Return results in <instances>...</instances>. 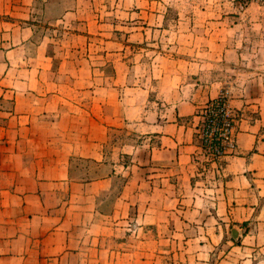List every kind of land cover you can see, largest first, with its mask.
<instances>
[{"label":"crops","instance_id":"crops-1","mask_svg":"<svg viewBox=\"0 0 264 264\" xmlns=\"http://www.w3.org/2000/svg\"><path fill=\"white\" fill-rule=\"evenodd\" d=\"M167 10L0 0V264H264V128L242 118L237 149L200 167L214 92L195 86L193 40L127 58Z\"/></svg>","mask_w":264,"mask_h":264},{"label":"rangeland","instance_id":"rangeland-1","mask_svg":"<svg viewBox=\"0 0 264 264\" xmlns=\"http://www.w3.org/2000/svg\"><path fill=\"white\" fill-rule=\"evenodd\" d=\"M162 3L168 6L164 26L170 30L164 31L163 27H159L160 31L148 30L152 37L148 40L151 43L148 45L149 50L132 46L128 49L127 58L132 59L131 63L138 61L139 64L142 62L145 65L148 52L150 67L155 56L163 54L176 56L186 52V47H175L169 41L181 38L192 39L188 52L194 54L195 86L198 88L202 85V89L213 91V98L218 95L226 96L230 113L235 119L234 138L237 144L235 148L228 149L227 153L234 152L238 147L239 120L257 119L264 128V0H250L247 3L242 0H162ZM114 18L116 21H127L122 14L120 17L114 15ZM67 20L69 18L64 19L60 24L67 31H74L75 24L68 23ZM76 21L81 22L82 28L87 23L83 18ZM149 21H151L150 17L143 26L148 27ZM180 22L183 23V26H180L183 31L177 29ZM186 24L189 25L188 30L185 29ZM149 25L153 26V24ZM104 35L100 34L98 38L106 37ZM114 35L116 39L123 41V34L114 33ZM115 52L117 53V50ZM141 53L145 55L142 57ZM121 57L122 54L115 56L116 59ZM176 80L181 81V79ZM137 81L138 79H132V85H138ZM209 100L205 103L207 104ZM124 134L126 132L119 133L123 136ZM196 161L200 167L204 166L206 169L210 163L215 165L212 167L219 169L221 163V161L207 160L203 153L198 155ZM204 178L211 182L216 179L213 173Z\"/></svg>","mask_w":264,"mask_h":264},{"label":"built area","instance_id":"built-area-1","mask_svg":"<svg viewBox=\"0 0 264 264\" xmlns=\"http://www.w3.org/2000/svg\"><path fill=\"white\" fill-rule=\"evenodd\" d=\"M250 0H242L247 3ZM225 95L209 100L202 109L198 136L203 155L212 162L221 161L228 149L236 147L235 123Z\"/></svg>","mask_w":264,"mask_h":264}]
</instances>
